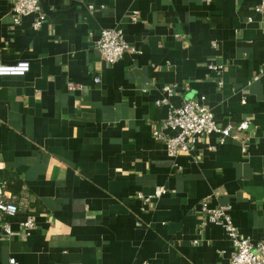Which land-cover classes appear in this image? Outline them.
I'll return each instance as SVG.
<instances>
[{"label": "crops", "instance_id": "crops-1", "mask_svg": "<svg viewBox=\"0 0 264 264\" xmlns=\"http://www.w3.org/2000/svg\"><path fill=\"white\" fill-rule=\"evenodd\" d=\"M259 1L41 0L34 28L35 13L15 23L13 0H0V59L30 62L0 75V175L27 188L34 222L26 231L28 212L15 213L10 235L0 223V264H228L233 243L222 225L200 226L202 199L230 203L239 235H264ZM104 27L133 50L107 62L95 45ZM162 96L249 128L202 134L171 157L152 135L169 109ZM156 184L166 193L138 197Z\"/></svg>", "mask_w": 264, "mask_h": 264}, {"label": "built area", "instance_id": "built-area-1", "mask_svg": "<svg viewBox=\"0 0 264 264\" xmlns=\"http://www.w3.org/2000/svg\"><path fill=\"white\" fill-rule=\"evenodd\" d=\"M255 10L264 13V0H260L255 6ZM14 13L13 21L20 22L23 15L35 13L36 17L32 22L34 28H38L45 13L41 7V0H13L11 5ZM95 45L101 56L107 62H115L124 52L133 50L129 43L123 37L120 27H104L99 31L95 40ZM223 63H209V67L220 71ZM30 68V62L26 59H19L14 62H4L0 59V75L5 74H24ZM95 81L99 78L96 76ZM221 84V80H219ZM71 86V82L69 83ZM162 91L170 94L172 87L168 84L162 86ZM202 99L204 96L201 97ZM156 103H168L169 109L167 115L162 120L160 128H154L152 135L154 138L162 140L165 144L167 154L175 157L179 154H188L193 147L194 142L202 134L217 133L220 139L224 136H237L240 132L249 128V120L242 119L237 124L219 125L213 117L212 111L201 101L194 98H185L179 105L169 103L166 96L155 100ZM171 130L172 132H169ZM167 188L163 184L154 185L152 191L148 194L138 192V197L144 200L158 198L166 193ZM30 195L26 187H21L18 191L8 188V180L0 175V223L5 234H12L8 217L19 211L28 212L25 220L22 222L26 231L34 224L30 213ZM231 204L221 203L215 206H209L206 199L201 200V210L205 218L200 226L208 222L220 224L226 231L233 243V250L228 264H264V235L253 241L247 236L239 235L237 227L232 221L230 215ZM198 239L194 238L193 242ZM10 262H14L10 258Z\"/></svg>", "mask_w": 264, "mask_h": 264}]
</instances>
